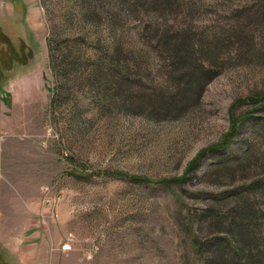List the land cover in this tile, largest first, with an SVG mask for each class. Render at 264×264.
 <instances>
[{
    "label": "rangeland",
    "instance_id": "obj_1",
    "mask_svg": "<svg viewBox=\"0 0 264 264\" xmlns=\"http://www.w3.org/2000/svg\"><path fill=\"white\" fill-rule=\"evenodd\" d=\"M117 2L0 0V120L32 109L0 132L1 213L8 190L22 212L1 227L0 264H206L216 235L234 264L256 260L239 240H264V0H184L180 23L225 29L226 64L186 114L159 120L129 109L108 70L116 42L147 48Z\"/></svg>",
    "mask_w": 264,
    "mask_h": 264
},
{
    "label": "trees",
    "instance_id": "obj_2",
    "mask_svg": "<svg viewBox=\"0 0 264 264\" xmlns=\"http://www.w3.org/2000/svg\"><path fill=\"white\" fill-rule=\"evenodd\" d=\"M183 3L184 0H118L117 2L133 20H141L142 23L135 22L140 23L138 36L144 40V46L147 48H144L142 57L135 56L133 58L131 50H124L123 46L121 47L122 43L116 42L112 56L108 61L111 62L109 65H112V68L108 66L110 68L108 70L115 72L111 75L112 81L117 94L123 95L126 99L127 107L129 109L131 107L143 108L142 112L147 117L157 118V120L174 119L186 114L191 105L200 100L207 84L224 70L226 64L223 49L228 36L225 29L222 28L223 26L217 25L218 34L217 36L213 34L217 39L213 40L205 31H200L196 26L190 24L191 19L188 21L184 19V24L180 23L178 20L183 12ZM167 14H174L175 22L169 21ZM237 38L243 40L244 37L237 36ZM135 52L138 51L135 50ZM50 57L51 67L54 70L53 54ZM153 61L158 65L155 72L161 80L159 83L164 86L160 87L155 82L156 80L150 77L153 69L149 70V67ZM145 85L150 86L145 88ZM0 92L4 93L2 86H0ZM7 93L6 95L10 94ZM6 95L3 100L7 102ZM254 99L251 98V100ZM230 136L231 133L227 134L221 144L212 146V148L224 147L221 145L225 144ZM206 154L207 150L194 159L189 170L195 171L205 159ZM203 219L199 223L202 228L207 223ZM239 235L242 238V234ZM207 241L205 247L208 264L235 263L234 260L226 258V247L223 246L224 238L216 235L215 238ZM239 241L244 247H247L249 255L256 258V260L247 259L246 264H257L259 259H261L259 264H264V256H261L264 251L263 239L261 242L256 240L254 244L251 243L248 246L245 240ZM244 247H241L239 251H243ZM240 258H242L241 255Z\"/></svg>",
    "mask_w": 264,
    "mask_h": 264
},
{
    "label": "crops",
    "instance_id": "obj_3",
    "mask_svg": "<svg viewBox=\"0 0 264 264\" xmlns=\"http://www.w3.org/2000/svg\"><path fill=\"white\" fill-rule=\"evenodd\" d=\"M3 89L8 91V89L5 86H3ZM13 99H14L13 100V104H14L17 99H16L15 96H14ZM35 103H36V101H35ZM0 109H6V104L3 101V98H2L1 95H0ZM31 110L32 109L25 110L26 114L17 115L15 121L14 120H12V121L8 120L7 121L5 118H3V120H0V132H8V133L12 134V133H15L16 131H20V129H21L20 127H21L22 122L27 124L28 123L27 120H30L29 118L32 117L31 114H30ZM15 138L16 137L12 135V136L8 137L7 140L9 142H13V146H17V144L20 143V142L18 140H16ZM7 144L9 145L11 143H7ZM7 144L5 143V145H4V155L8 153L7 152V147H6ZM12 147H10L9 152L13 155L14 153L11 151ZM8 194H9V199H10V201H8V202H9V205L11 207L9 208V211H8L7 215L5 214L3 216H2V213H1V209H0V230H1V227L8 228V229H15L17 227V225H18L17 224L18 215L20 213H22L17 208V207H20L19 201L12 197V194H14V192L12 190L11 191L8 190ZM16 205H17V207H15ZM4 223H5V225L3 226ZM31 227H33V224L31 225ZM6 237H7L6 234H2V233L0 234V240H7Z\"/></svg>",
    "mask_w": 264,
    "mask_h": 264
},
{
    "label": "built area",
    "instance_id": "obj_4",
    "mask_svg": "<svg viewBox=\"0 0 264 264\" xmlns=\"http://www.w3.org/2000/svg\"><path fill=\"white\" fill-rule=\"evenodd\" d=\"M5 136V135H4ZM3 138V136L0 134V140Z\"/></svg>",
    "mask_w": 264,
    "mask_h": 264
}]
</instances>
